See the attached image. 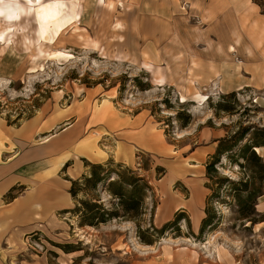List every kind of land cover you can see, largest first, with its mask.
<instances>
[{"label":"rangeland","instance_id":"obj_1","mask_svg":"<svg viewBox=\"0 0 264 264\" xmlns=\"http://www.w3.org/2000/svg\"><path fill=\"white\" fill-rule=\"evenodd\" d=\"M56 1L59 19L78 16L58 34L49 26L43 38L33 0H0L15 11L0 12L1 121L19 125L44 104L74 101L75 85L101 86L118 108L150 113L171 144L202 145L199 132L217 125L227 133L220 140L229 151L209 170L218 155L204 165L207 194L198 228L186 209L158 222L164 197L156 187L168 157L138 153L134 167L103 163L147 179L150 190L137 220L114 218L92 227L58 210L38 217L33 230L11 229L0 249L3 264H264V175L250 152L241 151L264 129V0H228L223 10L221 0ZM160 75L165 84L156 86L154 76ZM198 94L204 103L197 102ZM260 148L253 151L264 164ZM106 178L92 193L110 207L108 181L117 174ZM181 213L165 231L154 230Z\"/></svg>","mask_w":264,"mask_h":264},{"label":"crops","instance_id":"obj_2","mask_svg":"<svg viewBox=\"0 0 264 264\" xmlns=\"http://www.w3.org/2000/svg\"><path fill=\"white\" fill-rule=\"evenodd\" d=\"M227 3L228 0H221L222 10ZM241 5L244 6H238ZM117 104L101 86H95L85 88L76 101L64 106L44 104L39 113L19 125L0 121V249L11 229L33 230L38 217L72 208L70 182L66 178L80 176L85 170L84 161L100 163L112 159L134 167L138 153L156 159L168 157L164 164L166 174L156 187L164 197L157 206V212L162 206L164 215L160 222L169 220L180 204L178 208L188 210L192 221L193 211L200 214L199 221H193V228H198L207 194L202 177L204 165L227 134L225 129L206 126L199 132L204 144L175 146L146 110L118 108ZM167 176L171 179L164 182ZM183 193L188 196L182 197Z\"/></svg>","mask_w":264,"mask_h":264},{"label":"trees","instance_id":"obj_3","mask_svg":"<svg viewBox=\"0 0 264 264\" xmlns=\"http://www.w3.org/2000/svg\"><path fill=\"white\" fill-rule=\"evenodd\" d=\"M262 139H264V129L259 130L258 133H256L252 147L251 145H245L242 147L241 151L243 153L250 152V155L260 163V172L263 176L264 164L261 162V157L256 156L253 151L255 147L264 146ZM222 141L223 139L219 141L217 151L214 153L218 156L213 163L206 165V169L209 170L213 167V164L218 161L219 155L221 156L224 152L229 151L228 147L225 146L223 148ZM137 156L139 159L141 158V155ZM106 162L112 163V159L100 163L84 161V169L86 170V168L89 167L87 174H84V170V172L81 173L83 175L77 179L66 178L70 182L68 192L72 201H74L75 206L74 208L64 210L62 213H73V215H78L80 218V225H88L92 227L98 226L107 223L114 218L122 220H137L143 213L144 200L147 196V192L150 190V185L145 176L138 174L129 168L120 169L117 167H111L107 169L103 165V163ZM66 166H68L67 163L64 168ZM117 166H120V164L118 163ZM113 171L117 174V178L109 180L107 188V191L112 198V203L110 207H104V205L99 202L100 199L95 198L92 192L96 191L97 186L105 181L107 179L106 177ZM181 215L182 213L179 214V216H176L173 221L165 223L161 229L154 230L158 232L165 231L168 225L171 226L172 224H175L180 219ZM138 236H140L143 241V235L140 229L138 231ZM144 241H147V244L152 243L148 240Z\"/></svg>","mask_w":264,"mask_h":264},{"label":"bare ground","instance_id":"obj_4","mask_svg":"<svg viewBox=\"0 0 264 264\" xmlns=\"http://www.w3.org/2000/svg\"><path fill=\"white\" fill-rule=\"evenodd\" d=\"M33 2L36 3V8H35V15L36 17L41 21V24L40 26L38 27L37 29V32H38V35L40 37H43L45 38L46 37V34H47V30L49 28V26H53V32L58 34L60 32V30L62 29V27L64 26L66 20H70L72 18H75L76 16H78V12H75L72 17L70 18H67V19H59V5H58V2L56 0H49V1H42L41 0H33ZM2 11H7V16H13L15 14V11L10 7L9 4H3L1 3L0 4V12ZM117 25V24H116ZM5 29H2L0 30V35L2 34V32L4 31ZM234 42L233 44L237 42L238 40V35H235V38H234ZM232 45H229V51H234L235 48L234 46ZM56 54V53H55ZM59 55H63V53H57ZM152 67L151 64H144V68L146 69H150ZM153 74L156 75V72L153 71ZM154 82H155V85L156 86H162L165 84V80H164V77L162 75L160 76H154ZM85 91V88L81 85H75L74 86V93H75V96L76 98L74 99V101H76L78 99V97H80L82 95V93ZM57 98H60L61 97V91H58L57 92ZM182 97V102H186V99ZM197 102L199 104H202L204 103V98L202 95L198 94L197 95ZM58 104H54L55 107H57ZM39 113V111H37ZM2 119L0 118V121ZM46 141V139H43L42 142ZM256 150V152L259 154L261 149L260 147H255L254 148ZM169 179H171V177L167 176L164 178V182L166 181H169ZM192 198L189 199V201L191 202ZM180 205V204H178ZM177 205V208H176V211L178 210H181L180 208H178L179 206ZM181 205H184V203L182 202ZM190 207V206H189ZM162 209V206H159V210L157 212L158 214V222H160L163 218H164V215H163V211L161 210ZM199 217H200V214L198 212H195L193 211V221L194 223H197L199 221ZM80 237H83V239H85L86 241H88V237L86 236H82V234L79 235ZM221 252H223L222 250H218V256L221 254ZM162 255L166 256V257H169V253L168 251L166 250H163L162 251Z\"/></svg>","mask_w":264,"mask_h":264},{"label":"built area","instance_id":"obj_5","mask_svg":"<svg viewBox=\"0 0 264 264\" xmlns=\"http://www.w3.org/2000/svg\"><path fill=\"white\" fill-rule=\"evenodd\" d=\"M139 158V157H138Z\"/></svg>","mask_w":264,"mask_h":264}]
</instances>
